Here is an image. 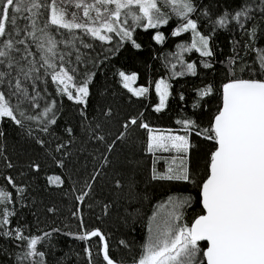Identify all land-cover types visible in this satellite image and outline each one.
<instances>
[{"label": "snow or ice", "instance_id": "6c2138e0", "mask_svg": "<svg viewBox=\"0 0 264 264\" xmlns=\"http://www.w3.org/2000/svg\"><path fill=\"white\" fill-rule=\"evenodd\" d=\"M72 7L82 10L83 19L70 11ZM173 17L178 19V24L171 30V36L189 34L191 42L176 45L175 61L169 62L172 79L198 77L201 66L215 71L217 62L225 64L216 59L212 34L233 30L248 37L241 51L251 54L255 50L253 62L264 73V47L256 50V41L264 36V0H232L230 6L215 15L209 6L197 0H0V122L11 121L48 155L56 168L65 172L73 155L70 145L79 143L81 147L77 151H88L91 147L88 155L95 162L92 170L78 175L72 187V192L77 194L71 214L80 221L82 231L64 233L85 242L83 252L87 264H124L112 254L109 238L100 228L90 231L85 228L81 209L84 205L91 207L89 201L94 199L95 185L112 170L119 178L114 180L110 202L102 205L103 214L109 215L120 202L125 212L128 207H134L125 217L126 222L129 217L140 215L143 201L147 199L139 192L135 178L140 161L125 156V163L115 168L112 159L118 143H131L139 129L147 133L141 151L154 158L151 180L186 187L169 195L167 203L148 217V241L142 253L133 257L132 264H264V78L236 76L237 62L243 57L235 43L233 55L226 63L229 79L219 88L212 83L195 86L192 112L176 120L178 130L153 128L144 121L141 112L126 118L113 133L111 109L99 110V116L90 115L91 85L96 72L81 74L75 66L84 63L80 46L91 48L75 35L76 30L108 44L115 36L120 45L128 44L140 50L137 29L149 33L156 44L165 45L168 36L161 29ZM201 19L209 24V33L201 31ZM193 52L201 59L186 62L184 54ZM177 65L181 66L180 71H176ZM119 76L123 87L133 96L138 99L148 96V87H132L136 74L120 71ZM49 83L55 86L56 94L77 106L80 120L77 128H64L66 139L55 135L59 108L55 99H49ZM155 94L158 102L153 111L162 113L173 96L172 84L166 79L157 80ZM213 96H219V104L205 126L199 114ZM179 100L186 101L183 93L179 94ZM4 135L0 131V161L4 162L5 169L11 170L16 164L6 153ZM197 138L209 145L203 176L194 161ZM157 153L175 155L164 159ZM161 160L164 166L158 169L156 165ZM28 171L40 173L42 166L33 159L28 163ZM19 175L27 179L24 172ZM3 180L0 264H51L48 257L53 253L44 249L54 247L52 235L61 230L53 228L41 234L26 231V226L19 223L20 208L28 207L25 201L31 185L18 182L8 173L3 174ZM46 180L55 189L65 187L62 174L48 175ZM191 189L196 190L195 197ZM194 200L201 211L190 226L178 223L185 211H195ZM137 204L141 207H135ZM46 211L55 214L58 209L49 206ZM93 238H98L96 255L100 261L94 259L93 249L87 244ZM119 244L130 247L125 240ZM56 264H75V261L71 253H66L57 258Z\"/></svg>", "mask_w": 264, "mask_h": 264}, {"label": "trees", "instance_id": "16d2710c", "mask_svg": "<svg viewBox=\"0 0 264 264\" xmlns=\"http://www.w3.org/2000/svg\"><path fill=\"white\" fill-rule=\"evenodd\" d=\"M197 3H203L210 7L215 15L223 8L232 4V0H197ZM70 11L76 12L83 19L82 10L70 8ZM95 15V13H93ZM201 31L209 33V24L201 19ZM259 23V22H258ZM178 24V19L173 17L169 25L161 29L168 36L165 45H158L149 38V33H145L143 29H137L136 36L138 42L142 44L140 50L132 48L128 44L120 45L119 38L113 37L112 43H102L90 35H85L83 32L76 30L75 35L81 37L84 42L91 45V48H83L80 46V51L83 53L84 63L77 64L81 74L95 71L96 77L91 85L92 95L90 97L89 112L92 116H99V110L111 109L113 113V121L111 129L113 133L119 128L120 124L129 117L138 116L143 113V119L153 128L161 131L171 129L173 131L180 128L176 124V120L190 115L192 112L191 102L194 97V87L203 83H212L216 88L227 82L229 79L226 69L227 59L233 55V44L237 46V51L243 57V60L237 62L236 76L242 78H264V73H261L258 64L253 62L255 50L251 54L247 50L241 51L244 42L248 37L243 35L241 31H221L212 34L213 44L216 49L217 61H225V64L217 62L215 71L204 69L202 66L199 69L198 77L184 76L171 78L170 63L174 62V53L178 51L176 45L181 43H190L189 34H183L181 37H172L171 30ZM62 32L64 30H61ZM154 31V30H150ZM65 35H69L65 33ZM79 46V42L77 41ZM257 49L264 47V36L256 41ZM74 59V57H73ZM184 59L186 62L199 61L201 58L195 52L185 53ZM103 61V63H99ZM99 64L97 68L96 65ZM166 65H168L166 67ZM250 65V67L246 66ZM243 67L244 71L240 68ZM181 66L177 65L176 71H180ZM123 71L126 74H136L137 79L132 84L133 88L148 87L149 94L146 98L138 99L131 92L123 87L119 72ZM159 79H166L173 88V96L169 100V107L162 113L153 111L154 105L158 102L155 94V82ZM49 99H55L59 111L58 128L56 136L66 139L63 135L65 127L77 128L80 120L77 106L67 100L66 97L56 94L55 86L49 83L48 85ZM183 93L186 97L185 102L179 100V94ZM219 104V96L208 98V103L205 104V110L199 114V119L203 125H207L212 113ZM0 131L4 132L2 138L6 145V153L9 158L16 164V168L8 170L4 167V162L0 161V185L5 182L3 174L8 173L15 176L18 182H24L31 185L28 190V200L25 201L28 207L20 208L19 220L20 224L26 226V231L31 234H41L42 231H50L53 228H58L60 232H54L52 235V245L54 247L45 248L46 251H51L53 254L48 257L51 264H56L57 258H62L66 253H71L75 264H87L84 257L83 249L85 242L78 241L72 236L64 233H79L80 221L72 216L74 211L75 195L72 192L74 180L78 175H83L86 171H91L95 163L88 152L92 151L91 147L88 151H77L81 145H70L72 157L68 162V169L65 172L62 169L56 168L48 155L41 151L39 146L27 139L21 129L14 125L11 121L5 119L0 122ZM147 133L143 129L137 130L132 136V142L129 144H119L112 154L114 167L119 168L125 163V156L129 159H138L140 164L135 172V178L138 184V190L147 199L143 201L142 207L137 204L135 207H141L139 216L129 217V222L125 221L128 212H133L134 207H128V212L124 211V207L120 202L116 203L114 209L109 215H104L101 208L103 203L110 202V196L114 187V180L119 178L114 175L112 170H109L106 175L102 176L99 183L95 185V191L92 193L94 199L89 201L91 207L82 206V215L85 228L92 230L100 228L109 238L112 254L117 258L122 259L124 264H132L133 257H138L142 253L144 245L148 241V217L156 211L160 205L166 204L169 195L184 189L186 186L174 184L171 182H158L151 180V165L153 157L146 152L141 151ZM43 138L49 139L47 136ZM51 147L54 152L55 137L51 138ZM198 148L194 149L196 153L194 157L195 164L198 166L201 176L204 174L206 167L204 161L209 145L203 140L196 139ZM59 156V153H55ZM36 160L42 166L40 173H31L28 171V163L31 160ZM158 169H162L164 163L160 162L157 165ZM24 172L26 180L19 173ZM52 174H62L65 179V187L63 190L55 189L47 184V176ZM71 177V179L69 178ZM77 187H79L77 185ZM190 188V186H187ZM187 194V193H186ZM191 195L196 196V190L191 189ZM54 206L58 209L55 214L48 213L47 207ZM193 209H188L184 213V217H189L188 226L191 225L195 216L201 211L199 206L193 201ZM134 221V222H133ZM15 222V221H14ZM183 224V223H182ZM120 240H125L130 247L124 248L119 244ZM94 252V259L100 261V257L96 255L99 251L98 238H93L87 242ZM204 245L205 243H201ZM79 254L78 256L76 254Z\"/></svg>", "mask_w": 264, "mask_h": 264}, {"label": "rangeland", "instance_id": "374dc122", "mask_svg": "<svg viewBox=\"0 0 264 264\" xmlns=\"http://www.w3.org/2000/svg\"><path fill=\"white\" fill-rule=\"evenodd\" d=\"M174 155H175V153H157V156H161V157H163L164 159H171ZM161 162L164 163L163 160H161ZM184 213H185V212H184ZM189 220H190L189 217H188V218H185V217L183 216L182 220L179 221L178 223H180V224L183 223L184 225H188Z\"/></svg>", "mask_w": 264, "mask_h": 264}, {"label": "water", "instance_id": "95a60500", "mask_svg": "<svg viewBox=\"0 0 264 264\" xmlns=\"http://www.w3.org/2000/svg\"><path fill=\"white\" fill-rule=\"evenodd\" d=\"M201 243H205L206 244V242H201Z\"/></svg>", "mask_w": 264, "mask_h": 264}]
</instances>
